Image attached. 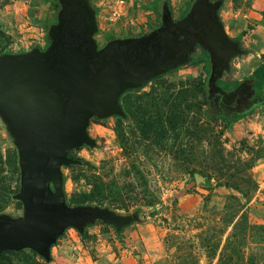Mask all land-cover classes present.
Instances as JSON below:
<instances>
[{"label": "rangeland", "instance_id": "374dc122", "mask_svg": "<svg viewBox=\"0 0 264 264\" xmlns=\"http://www.w3.org/2000/svg\"><path fill=\"white\" fill-rule=\"evenodd\" d=\"M162 1L177 21L180 2L189 12L196 0ZM208 1L236 50L216 76L231 89L264 63V0ZM152 2L88 0L97 50L138 33L147 14L159 26ZM59 10L54 0H0V57L46 51ZM205 59L195 45L183 62L126 89L119 113L90 119L94 145L73 150L76 163L51 183L67 207L99 208L120 222L68 227L48 259L23 249L0 255V264H118L127 256L135 264H264V103L252 95L245 112L221 116ZM21 174L16 137L0 113V218L23 219Z\"/></svg>", "mask_w": 264, "mask_h": 264}, {"label": "water", "instance_id": "95a60500", "mask_svg": "<svg viewBox=\"0 0 264 264\" xmlns=\"http://www.w3.org/2000/svg\"><path fill=\"white\" fill-rule=\"evenodd\" d=\"M54 1L60 10L49 29V48L0 57V113L17 140L22 172L17 198L24 208L22 220L0 218V255L31 249L48 259L66 228L120 222L99 208L67 207L51 183L60 185V168L76 163L69 158L73 150L94 145L87 133L90 119L119 113L117 100L126 89L183 62L195 45L208 54V85L221 96L220 104L234 102L249 88L244 83L226 92L216 84L236 50L208 0H196L177 21L163 8L157 28L100 50L88 0Z\"/></svg>", "mask_w": 264, "mask_h": 264}, {"label": "crops", "instance_id": "0c3cea01", "mask_svg": "<svg viewBox=\"0 0 264 264\" xmlns=\"http://www.w3.org/2000/svg\"><path fill=\"white\" fill-rule=\"evenodd\" d=\"M154 2H152V3H149V5L147 6V7H149V9L154 5V3L156 4H158V8H159V10H160V12H162V9L163 8H165L166 6H164V5H166V3H165V1H162V0H153ZM172 1V2H171ZM159 2V3H158ZM170 3H174V0H170ZM184 6V7H183ZM178 7H180V9L181 10H183L184 9V12L186 11V8H187V6L184 4L183 5V2H180V4L178 5ZM151 10V9H150ZM183 14V13H182ZM148 16H149V18H143V19H141L140 20V24H141V27L139 28V29H137L138 30V33L136 32V31H134V35H132V34H129V36H125V37H123L122 39H127V38H135V37H139V36H141V35H143V34H145V33H147L148 31H150L151 29H155V28H157L158 26H156L155 28H153V26H152V23H151V21L150 20H152L151 18H152V16L151 15H149V14H147ZM187 15V14H186ZM185 15V16H186ZM184 16V17H185ZM127 28L124 30V31H122L121 32V34L122 33H127ZM132 32V31H131ZM255 70H253L250 74H248L247 75V77H249L253 72H254ZM246 76L244 77V78H242V79H238V81L239 82H241V81H243L244 79H246L247 78ZM238 81H236V82H238ZM248 98H252V89H250V86H249V88L248 89H246V93L245 94H242V95H238L237 97H236V99L234 100V102H231L230 103V105L232 106L233 104L235 105L236 104V108H232V109H235V110H237V109H239L240 111V113H243V112H245L246 111V109L248 108L247 106H246V103H247V100H248V102H250V103H254V101L251 99V100H249ZM244 101H245V103H244ZM240 107V108H239ZM244 107H247L246 109H244ZM264 106H260L259 108H263ZM231 109V110H232ZM242 116H245V115H242ZM239 122L237 121V123H235V124H238ZM122 259V260H121ZM121 259H117L118 260V264H122V262H123V264H135L134 263V259L132 258V256H127L126 258H121ZM121 260V261H120Z\"/></svg>", "mask_w": 264, "mask_h": 264}, {"label": "trees", "instance_id": "16d2710c", "mask_svg": "<svg viewBox=\"0 0 264 264\" xmlns=\"http://www.w3.org/2000/svg\"><path fill=\"white\" fill-rule=\"evenodd\" d=\"M169 1L170 0H168V2ZM156 5H158V4L156 3ZM167 5H169V4H167ZM165 8H167V6ZM168 10L171 12V9L168 8ZM186 13H188V11L187 12L185 11V13L181 16V18H183L186 15ZM203 54L206 58L205 59L206 60V70L208 73L207 75L209 77L211 67L209 64L208 54L204 51H203ZM244 83H246V85L250 86V89H252L253 97L256 99L257 97L261 96L262 98L260 99V101H262L264 103V96H263V92H264V63L261 64L257 69H255V71L249 77L244 79L243 81L235 82L231 89H225L224 88L223 90L226 92H232ZM220 99H221V96L219 95L218 99L216 100V109H217L218 113H220L221 116H228L231 114H235V113H232L231 109L236 108V104L235 105L233 104L232 106L230 104H227V106L224 107L226 104H224V103L220 104Z\"/></svg>", "mask_w": 264, "mask_h": 264}, {"label": "built area", "instance_id": "2783aa9c", "mask_svg": "<svg viewBox=\"0 0 264 264\" xmlns=\"http://www.w3.org/2000/svg\"><path fill=\"white\" fill-rule=\"evenodd\" d=\"M119 1L123 3V0H119Z\"/></svg>", "mask_w": 264, "mask_h": 264}]
</instances>
